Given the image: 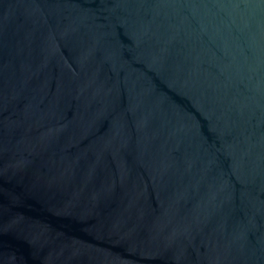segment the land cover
Wrapping results in <instances>:
<instances>
[{"label":"water","instance_id":"water-1","mask_svg":"<svg viewBox=\"0 0 264 264\" xmlns=\"http://www.w3.org/2000/svg\"><path fill=\"white\" fill-rule=\"evenodd\" d=\"M0 264H264V0H0Z\"/></svg>","mask_w":264,"mask_h":264}]
</instances>
